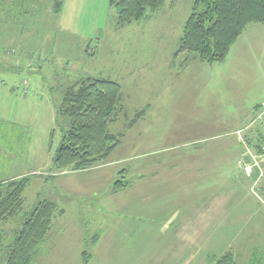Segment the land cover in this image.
Returning <instances> with one entry per match:
<instances>
[{"label": "rangeland", "instance_id": "1", "mask_svg": "<svg viewBox=\"0 0 264 264\" xmlns=\"http://www.w3.org/2000/svg\"><path fill=\"white\" fill-rule=\"evenodd\" d=\"M194 1L165 0L119 27L111 0H0V182L31 177L5 243L38 199L58 206L35 264H215L229 251L264 264V196L240 165L264 134L253 116L264 100V24L223 62H204L179 52ZM89 77L122 86L109 123L121 143L93 167L59 169L58 109Z\"/></svg>", "mask_w": 264, "mask_h": 264}, {"label": "trees", "instance_id": "2", "mask_svg": "<svg viewBox=\"0 0 264 264\" xmlns=\"http://www.w3.org/2000/svg\"><path fill=\"white\" fill-rule=\"evenodd\" d=\"M21 1L26 7L30 6L31 0ZM164 1L111 0V3L117 6L119 27H124L134 21H141L148 10L158 9ZM62 4V1L58 2L53 10L60 11ZM253 23L264 24V0H195L180 39L179 52L194 54L208 63L223 62L231 47ZM122 102L121 84L107 78L89 77L64 91L58 112L65 117L67 127L63 129L54 158L57 168L83 170L109 158L121 143V135L111 133L109 123L121 110ZM263 102L254 107V122L264 121V117L259 116ZM250 143L253 151L248 148L249 156L242 161V165L252 163L253 155H264L263 133L260 132L257 140ZM260 174V169H255L251 176L245 173L251 184V192L258 198L264 196V172L262 176ZM30 178L22 176L0 182V264H35L43 252L53 216L58 209L51 200L38 199L22 228H16L13 240L9 244L5 243L4 230L10 221L22 213ZM120 185L124 186L125 183L118 181L115 192H118ZM92 239L99 238L95 234ZM212 263L240 264L235 251L214 255Z\"/></svg>", "mask_w": 264, "mask_h": 264}, {"label": "built area", "instance_id": "3", "mask_svg": "<svg viewBox=\"0 0 264 264\" xmlns=\"http://www.w3.org/2000/svg\"><path fill=\"white\" fill-rule=\"evenodd\" d=\"M259 116L264 117V102H263V109L260 112ZM252 159H253L252 163L247 162L244 163L243 165L241 163L240 165L242 166L243 170L248 176H251L252 173L255 171V169H260L261 171L260 176H262L263 171L261 169V163L264 161V155L262 157H257L256 155H253Z\"/></svg>", "mask_w": 264, "mask_h": 264}, {"label": "crops", "instance_id": "4", "mask_svg": "<svg viewBox=\"0 0 264 264\" xmlns=\"http://www.w3.org/2000/svg\"><path fill=\"white\" fill-rule=\"evenodd\" d=\"M258 24H259V23H258ZM249 26H251V25H249ZM249 26H248V27H249ZM247 29H249V28H247ZM247 29H246V30H247ZM246 30H245V31H246ZM241 36H242V35H241ZM241 36H240V37H241ZM238 40H239V39H238ZM238 40H237V41H238ZM237 41H236V42H237ZM236 42H235V43H236ZM262 101H263V100H262ZM259 103H260V102H259ZM256 105H257V104H256ZM256 105H255V106H256ZM255 106H254V107H255Z\"/></svg>", "mask_w": 264, "mask_h": 264}]
</instances>
